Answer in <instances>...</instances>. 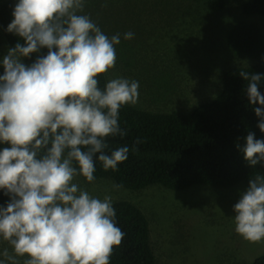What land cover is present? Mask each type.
<instances>
[{
	"label": "clouds",
	"instance_id": "1",
	"mask_svg": "<svg viewBox=\"0 0 264 264\" xmlns=\"http://www.w3.org/2000/svg\"><path fill=\"white\" fill-rule=\"evenodd\" d=\"M84 9L85 0H18L7 28L23 42L0 61V192L9 197L0 206V240L9 246L0 264H110L124 238L112 197H94L77 177L93 183L97 159L116 171L129 158L128 146L106 152V138L127 134L120 110L137 103L140 85L117 77L99 86L115 68L121 36L109 38ZM239 75L250 105H260L254 111L264 133V76ZM241 151L253 168L264 162V140L252 132ZM234 212L235 231L264 242V175L250 179Z\"/></svg>",
	"mask_w": 264,
	"mask_h": 264
},
{
	"label": "trees",
	"instance_id": "2",
	"mask_svg": "<svg viewBox=\"0 0 264 264\" xmlns=\"http://www.w3.org/2000/svg\"><path fill=\"white\" fill-rule=\"evenodd\" d=\"M186 1L188 3L185 4L186 10L179 0H168L167 9L169 12L178 10L182 20L188 18V13L192 12L195 17V12L199 10L190 0ZM17 3L18 0H0V29L7 34L13 47L23 42L21 38L7 31ZM202 4L209 8L208 12L211 9V12L219 13L228 6L229 1L205 0ZM243 7L244 13L250 17L264 16V0H247ZM93 10L90 5L88 14ZM169 16L170 18L166 19L162 17L168 24L179 19L175 13H170ZM209 20L211 21V17ZM218 25L219 23L213 24L203 34L210 38L212 32L208 30H215ZM101 28L107 32H116L115 24L108 20ZM227 33L228 44L235 54L249 56L255 60L254 63L228 68L224 72L220 93L212 101L199 105L190 113L157 112L139 103L122 107L119 125L127 134L106 138L109 144L106 152L110 153L118 147L128 146L129 158L119 164L116 171L104 170L102 163L97 159L95 181L117 180L120 185L133 191L144 190L153 185L184 190L195 185L234 187L244 183L249 187L251 178L264 175V162L253 168L247 163L241 151L246 145L249 132L254 133L258 140H264V133L258 127L260 119L254 111V107L260 105L259 103L255 106L250 105L245 91L247 82L239 75V71L243 70L249 74L258 73L264 76V29L256 21L240 19L228 29ZM136 41L121 39L120 44L115 47L122 50L121 59L126 67L132 68L131 61L137 63L142 58H146L139 53L141 49L138 50ZM47 51V49L42 50V54L46 55ZM35 59L33 55L24 62L30 65ZM115 72L120 76L113 77L140 83L138 91L146 88L145 80L156 82L153 89L157 87L159 89L153 90L151 96L161 102L167 103L179 95L173 83L164 82L163 77L157 73L154 77L155 71L152 65L140 74L131 71L128 75L124 68ZM3 73L4 69L1 75ZM122 74L125 77H122ZM109 78V73L107 78L99 77V86L104 88ZM259 90L264 95V81L261 82ZM161 96L162 99L158 98ZM138 139L141 143L136 144ZM4 146L0 144V150ZM133 147L138 148V152H132ZM8 202L9 197L0 192V206H6ZM113 207L116 212L117 227L124 233V238L121 245L114 249L110 264H160L152 240L151 221L138 203L119 199L113 201ZM238 264H264V254L254 261Z\"/></svg>",
	"mask_w": 264,
	"mask_h": 264
},
{
	"label": "rangeland",
	"instance_id": "3",
	"mask_svg": "<svg viewBox=\"0 0 264 264\" xmlns=\"http://www.w3.org/2000/svg\"><path fill=\"white\" fill-rule=\"evenodd\" d=\"M190 1L199 12H195V17L194 12L188 13V18L182 20L178 10L168 11V0L127 3L122 0H85L84 14L100 24V28L107 20L115 24L116 32L101 28L104 33L112 36L119 33L122 40L128 41L123 34L133 32L131 40H137L136 46L141 49L139 53L146 57L137 63L131 61L132 68L126 67L121 59L122 50L116 48L115 71L124 68L128 75L131 71L140 74L152 65L154 77L157 73L164 82L177 87L179 95L164 103L151 96L153 90L159 89H153L156 82L145 80L147 86L139 91L137 103L150 110L190 113L218 95L228 68L248 66L255 61L246 55H236L227 40L228 29L240 19L256 21L264 29V16L250 17L244 13L247 0H228V6L219 13H213L211 9L208 12L209 8L202 4L205 0ZM179 3L186 10L187 1L179 0ZM90 5L94 10L88 14ZM170 13L179 17L172 24L165 21L170 18ZM97 16L98 20L95 19ZM216 23L219 25L215 30H208L212 32L211 37L205 36L203 32ZM12 47L7 34L0 29V61ZM2 70L0 63V75ZM114 70L110 71L111 74L109 72V79L120 76ZM158 98L162 99V96ZM77 181L94 197L103 199L110 195L112 202L127 199L143 207L152 224V240L160 264H238L254 261L264 254V242L250 243L235 231L234 205L248 188L244 183L229 188L196 185L186 190L161 186L136 194L123 191L119 194L112 179L88 183L80 176ZM6 247H9L7 243L0 240V251Z\"/></svg>",
	"mask_w": 264,
	"mask_h": 264
},
{
	"label": "bare ground",
	"instance_id": "4",
	"mask_svg": "<svg viewBox=\"0 0 264 264\" xmlns=\"http://www.w3.org/2000/svg\"><path fill=\"white\" fill-rule=\"evenodd\" d=\"M122 52V51H121ZM121 54V53H120ZM113 182H114V184H119L120 185V183L117 181V180H113ZM151 187H161L160 185H153V186H151ZM123 188H125V189H123ZM148 188H150V187H148ZM126 189H128L127 187H124V186H122L121 188H119V189H115V190H117V192L120 194V191H123V192H128V193H132V194H136L138 191H133V190H130V189H128V190H126ZM147 189V188H146ZM139 191H141V190H139ZM153 195L154 196H156L157 194H155V193H153ZM138 206H140L139 204H138ZM140 208H142V210L145 212V209L143 208V207H141L140 206ZM146 213V212H145Z\"/></svg>",
	"mask_w": 264,
	"mask_h": 264
},
{
	"label": "flooded vegetation",
	"instance_id": "5",
	"mask_svg": "<svg viewBox=\"0 0 264 264\" xmlns=\"http://www.w3.org/2000/svg\"><path fill=\"white\" fill-rule=\"evenodd\" d=\"M122 1H124V2H130V1H133V0H122ZM136 1H138V0H136Z\"/></svg>",
	"mask_w": 264,
	"mask_h": 264
}]
</instances>
